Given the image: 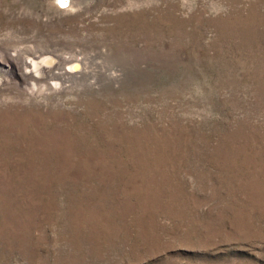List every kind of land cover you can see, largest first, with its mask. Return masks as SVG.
<instances>
[{
    "label": "rangeland",
    "instance_id": "1",
    "mask_svg": "<svg viewBox=\"0 0 264 264\" xmlns=\"http://www.w3.org/2000/svg\"><path fill=\"white\" fill-rule=\"evenodd\" d=\"M0 264H264V0H0Z\"/></svg>",
    "mask_w": 264,
    "mask_h": 264
},
{
    "label": "bare ground",
    "instance_id": "2",
    "mask_svg": "<svg viewBox=\"0 0 264 264\" xmlns=\"http://www.w3.org/2000/svg\"><path fill=\"white\" fill-rule=\"evenodd\" d=\"M60 1H61V3L64 4L67 0H60ZM67 5H68V4H67ZM14 57H15V56H14ZM12 58H13V57H12ZM44 58H45V57H44ZM51 58H52V57H51ZM14 59H15V58H14ZM33 59H34V58H33ZM40 59H41V58H40ZM46 59H47V58H46ZM46 59H45V60H46ZM52 59H53V58H52ZM63 59H64V58H63ZM10 60H11V59H10ZM10 60H8L9 65H11ZM15 60H16V59H15ZM45 60L43 59V60H41V61H45ZM64 60H65V59H64ZM64 60H63V61H64ZM73 60H74V58H73ZM76 60H78V59H76ZM13 61H14V60H13ZM13 61H12V63H13ZM29 61H30V60H29ZM29 61H28V62H27V61H25V62L23 61V62H24L23 64H24L26 70H25V72L23 71L24 73L21 72V73H23V74L20 73L21 76L18 75V76H19L20 78H22L23 80H24V78H26V77H27V79H28V77H31V78L34 79V77H33L32 74H31V71L36 67L37 61H36V62H35V60H34V61H31V62H29ZM57 61H59V60H57ZM63 61H62V62H63ZM66 61H67V62H70V61H72V60H66ZM66 61H65V62H66ZM79 61H80V60H79ZM16 62H17V60H16ZM19 62H20V59H19ZM39 62H40V61H39ZM45 62H46V61H45ZM72 62H73V61H72ZM80 62H81V61H80ZM14 63H15V61H14ZM41 63H43V62H41ZM63 63H64V62H63ZM81 63H82V62H81ZM39 64H40V63H39ZM57 64H59V63H57ZM66 64H67V63H66ZM42 65H44V63H43ZM62 65H63V64H61V66H62ZM68 65H69V64H68ZM78 65H79V64H78ZM16 66L18 67L17 63H16ZM19 66H20V64H19ZM56 66L58 67V65H56ZM64 66H65V65H64ZM66 66H67V65H66ZM70 66H71V65H70ZM70 66H68V67H70ZM79 66H80V65H79ZM81 66H82V65H81ZM20 67H21V66H20ZM75 67H76V66H75ZM39 68H40V67H39ZM61 68H62V67H61ZM61 68H60V69H61ZM63 68H64V67H63ZM70 68L73 69V68H74V65L72 64V66H71ZM22 69H23V68H22ZM36 69H38V68L36 67ZM36 69L34 70V72L36 71ZM48 69H49V68H48ZM51 69H52V68H51ZM57 69H58V68H57ZM74 69H75V68H74ZM79 69H80V68H79ZM23 70H24V69H23ZM38 70H39V69H38ZM38 70H37V72H38ZM55 70H56V69H55ZM61 70H62V69H61ZM64 70H66V69L64 68ZM67 70H69V69L67 68ZM16 71H18V70H16ZM40 71H41V70H40ZM58 71H59V70H58ZM7 72L13 74V73L15 72V67H12V68L10 67V68L8 69ZM32 72H33V71H32ZM34 72H33V73H34ZM37 72H36V73H37ZM43 72H44V69H43L42 72H39V73H43ZM47 72H49V70H48ZM47 72L44 73L46 76H47V74H46ZM63 72H64V71H63ZM69 72H70V71H69ZM69 72H68V73H69ZM79 72H80V71H79ZM17 73H18V72H17ZM53 73H54V71H53ZM60 73H61V72H60ZM34 74H35V73H34ZM71 74H72V73H71ZM9 75H10V74H9ZM51 75H52V74H51ZM64 75H65V74H64ZM72 75H74V74H72ZM75 75H76V74H75ZM34 76H36V75H34ZM61 76H63V73H61V74H59V73H58V74H54V77H56V79H57V78H60ZM37 77H38V76H37ZM47 77H48V76H47ZM52 77H53V76H52ZM65 77H66V76H64V78H65ZM44 78H45V77H44ZM17 79H18V78H17ZM27 79H26V81H27ZM29 79H30V78H29ZM37 79H40V80H41V75H40V78H37ZM45 79H47V78H45ZM45 79H44V80H45ZM48 79L50 80L51 77L48 78ZM53 79H54V78H53ZM34 80H35V79H34ZM34 80H33V81H34ZM64 80H66V79H64ZM51 81H52V80H51ZM61 81H62V80H61ZM44 82L46 83V81H44ZM44 82H43V83H44ZM24 83H25V82H24ZM26 83H27V82H26ZM26 83H25V84H26ZM36 83H37V82H36ZM36 83H35V84H36ZM39 83H40V82H39ZM48 83H49V82H47V84H48ZM57 83H58V82H57ZM57 83H55V84H57ZM62 83H63V82H62ZM30 84H31V83H30ZM47 84H46V85H47ZM52 84H53V83H52ZM28 85H29V84H28ZM48 86H49V85H48ZM53 86H55V85H53ZM60 86H61V85H60ZM60 86H59V87H60ZM57 87H58V85H56V89H57ZM59 87H58V88H59ZM32 88H33V87H32ZM35 88H36V87H35ZM39 88H40V87H39ZM54 88H55V87H54Z\"/></svg>",
    "mask_w": 264,
    "mask_h": 264
},
{
    "label": "water",
    "instance_id": "3",
    "mask_svg": "<svg viewBox=\"0 0 264 264\" xmlns=\"http://www.w3.org/2000/svg\"><path fill=\"white\" fill-rule=\"evenodd\" d=\"M68 1H69V0H67V1L63 4V3H61V2L58 0V3H59V5H61L62 7H65V6H67Z\"/></svg>",
    "mask_w": 264,
    "mask_h": 264
}]
</instances>
